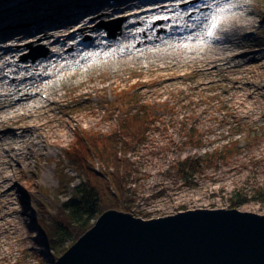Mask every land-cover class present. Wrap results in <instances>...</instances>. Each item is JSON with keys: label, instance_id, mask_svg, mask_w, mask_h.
I'll return each instance as SVG.
<instances>
[{"label": "rangeland", "instance_id": "1", "mask_svg": "<svg viewBox=\"0 0 264 264\" xmlns=\"http://www.w3.org/2000/svg\"><path fill=\"white\" fill-rule=\"evenodd\" d=\"M34 1L0 0V55L15 62L26 61L27 66L33 58L49 54L50 40L57 32H63L59 30L64 26L58 23L52 29L54 27L41 23L46 16L55 21L56 12L55 15L49 12L44 16L43 7H38V4L49 2L38 1L36 4ZM68 1L77 3L65 8ZM192 1L195 0H105L102 9L96 2L88 6L84 0H53L50 4L57 3L58 13L65 17L87 7L88 11L81 13L78 20L66 25L67 29L74 27V23L83 25L91 20L94 25L97 23L96 28L102 33H107V26L117 37L127 25V17L131 13L150 11L155 6H164L165 2L176 5ZM89 8H96V12ZM195 9L191 5L190 10ZM260 12L261 18H252V24L258 28L251 35L254 46H257L255 41L261 42L264 38V30H260V25H264V6ZM155 17L151 18V23L161 25L162 19ZM238 23L244 24L241 21ZM205 26L203 24L199 28L201 38ZM35 27L37 29L31 31ZM45 31L49 32L50 39L42 36ZM26 33L30 34L27 36ZM214 37L219 35L214 34ZM187 50L186 47L182 49ZM197 50L201 52L204 48ZM251 56V53H243L237 58L247 61ZM12 65L5 66L6 73L11 67L15 68ZM200 68L199 63H192L178 67L176 71H148L128 63L127 67L116 65L105 68V71L98 69L86 77L81 62L67 61L63 68L56 70V77L46 72L41 78L37 76V81H30L27 87L30 103L40 104V93L62 85L56 95H51L58 98L63 94L64 111L57 110L58 115L63 117L64 122L72 115L79 116L81 121H71L62 139H46L40 146L41 152L37 151L31 158L23 157L16 167L18 187L13 198L20 216L19 220L12 219L18 227L14 233L0 234V264L56 263L57 257L47 247L48 236L42 232L39 222L44 221L51 228L60 221H69L62 204L71 196L72 187L80 181L82 172L73 167L75 159H67L64 150L80 130L98 133L96 148L89 150L87 158L89 165L101 168L106 156L114 150L108 135L112 136L115 130H120L119 123L128 119L130 114L140 112L148 114L145 117L146 140L136 141L133 150L126 153L131 161L127 183L131 187L130 192L122 198V202L120 198L116 199L119 195L106 199L103 196L104 209L110 207L111 210L129 212L143 219L197 208H235L264 215V119L239 110L233 98L235 89L227 88L232 83L224 80L226 72L215 69L211 75H206L200 72ZM255 72L242 74L248 76ZM241 84L243 80L238 86ZM101 150L103 158H100ZM216 151V155L212 156ZM205 153L213 154L210 155L212 157L202 158L206 161L192 178H185L179 171L180 162ZM26 163L30 165L26 167ZM233 203L238 206L233 207ZM113 205L117 207L113 208Z\"/></svg>", "mask_w": 264, "mask_h": 264}, {"label": "bare ground", "instance_id": "2", "mask_svg": "<svg viewBox=\"0 0 264 264\" xmlns=\"http://www.w3.org/2000/svg\"><path fill=\"white\" fill-rule=\"evenodd\" d=\"M38 1L45 0H35L33 3L38 4ZM46 1L49 2L46 4L48 7L43 4H38V7H43L44 16L49 12L55 15L56 12L54 17L56 20L52 22V18L46 16L41 23L54 27L52 29H55L58 23L64 25L59 30L63 32H57L50 40L49 54L44 53L40 58H33L30 66H27L26 61L15 62L14 59L0 55V234L14 233L15 228H18L12 221L20 216L13 195L18 187L16 167L20 165V161L22 162L21 159L31 158L37 151L41 152L40 146L48 138L52 141L62 139L71 121H81L79 116L72 115L64 122L63 117L58 115L57 110L64 111L63 94L58 98L51 95H56L62 85L50 87L47 93L49 98L42 100L39 106L29 102L27 87L30 81H37L39 78L37 76L41 78L46 72H49V76L56 77V70L63 68L67 61L81 62V69L85 70L86 77L98 69L105 71L107 70L105 68H113L116 65L127 67L128 63L147 68L148 71L168 69L176 71L178 67L199 63L202 74L211 75L215 69L226 72L227 74L223 75L224 80L231 81L232 86L227 88L235 89L233 98L239 110L246 115L251 113L264 119V38L261 42L255 41L257 46H254L251 37L253 31L258 30L252 24V18H261L260 11L264 6V0H206L205 3L195 0L176 5L165 2L164 6H155L150 11L140 10L138 13H131L127 17V25L120 30L117 37L110 34L107 26L105 27L107 33H102L96 28L97 23L94 25L91 20L83 25L74 23V27L67 29L68 23L78 20L81 13L88 11L87 7L65 17L58 13V6L55 5L57 3L50 4L53 0ZM84 2H87L88 6L96 2L101 9L105 4V0ZM217 2L224 5V11L216 13ZM75 3L77 2L68 1L65 8L72 7ZM208 4H212L211 9ZM191 5L198 7L191 11ZM90 10L96 12L94 11L96 8ZM210 12L219 16V28L215 34L219 35V39L201 38L199 28L202 25L192 26L195 18L201 13ZM227 15L234 18L230 19ZM154 16H166L167 19H162L163 23L156 26L151 23ZM96 18L99 16L96 15ZM210 18L209 15V20ZM262 18L264 19V16ZM240 21L244 24H239ZM261 25L262 31L264 25ZM36 29L37 27L31 31ZM48 33L45 31L42 36L50 39ZM26 34L28 36L30 33ZM184 45H187V51H182ZM200 47L204 50L198 52L197 49ZM210 50L213 51L211 54ZM243 53H251L252 56L247 61H241L237 57ZM144 62H147L146 65ZM158 62L164 64L159 65ZM12 64L15 68L11 67L9 73H6L5 66ZM255 69L258 71L255 72ZM253 71L255 72L253 75L242 74ZM242 80L243 84L238 86ZM50 113L52 114L48 115ZM29 165L30 163H26L25 166Z\"/></svg>", "mask_w": 264, "mask_h": 264}, {"label": "water", "instance_id": "3", "mask_svg": "<svg viewBox=\"0 0 264 264\" xmlns=\"http://www.w3.org/2000/svg\"><path fill=\"white\" fill-rule=\"evenodd\" d=\"M55 264H264V215L197 208L143 219L108 210Z\"/></svg>", "mask_w": 264, "mask_h": 264}, {"label": "trees", "instance_id": "4", "mask_svg": "<svg viewBox=\"0 0 264 264\" xmlns=\"http://www.w3.org/2000/svg\"><path fill=\"white\" fill-rule=\"evenodd\" d=\"M147 116L146 112L130 114L128 119L124 122L121 121V124L119 123L118 129L121 128L120 130H115L112 136L108 135L113 141L114 150L109 153L111 155L106 156L101 168L96 169L89 165V158H87L89 150L96 148V141L99 139L98 133L85 129L80 130L78 134L75 133L74 140L64 150V156L67 159L74 158L73 167L78 169L79 173L82 172L79 176L80 181L72 187L71 196L62 204L69 221H60L51 228L47 227L44 221L39 222L42 232L46 237L48 236L46 245L57 258L92 227L94 221L91 222V220L93 218H97L102 213L112 209L102 207L105 204L104 199L119 195L116 199L120 198L122 202V198H125L127 192H130L129 188L131 187L127 186V183L131 172V161L127 158L126 153L133 150L136 141L146 140L145 117ZM102 153L101 150L100 158H103ZM213 153H205L201 157L180 162L179 171L185 178H192L206 161V159L203 161L202 158L211 154L214 156L217 151ZM103 196L105 198L102 200ZM232 206L237 207L238 205L233 203ZM112 207L115 208L117 205ZM67 241L69 244L66 245Z\"/></svg>", "mask_w": 264, "mask_h": 264}, {"label": "snow or ice", "instance_id": "5", "mask_svg": "<svg viewBox=\"0 0 264 264\" xmlns=\"http://www.w3.org/2000/svg\"><path fill=\"white\" fill-rule=\"evenodd\" d=\"M201 2L205 3L206 0H201ZM207 6L209 7V9L212 8V4H208ZM194 7H198V5ZM222 11H224V5L217 2L216 3V13H219ZM209 15L211 16L210 20H209ZM154 19H157V20L167 19V17L157 16ZM203 24H207L206 35L209 38H212L214 34V30L217 29L218 24H219V16L217 14H212L211 12L209 14L201 13L198 17L195 18L192 26L200 27V25H203ZM190 38L191 36H189V39ZM184 46L187 47V45H184Z\"/></svg>", "mask_w": 264, "mask_h": 264}]
</instances>
